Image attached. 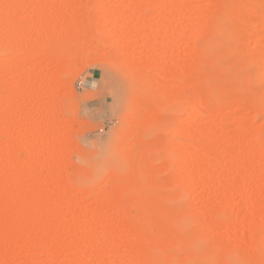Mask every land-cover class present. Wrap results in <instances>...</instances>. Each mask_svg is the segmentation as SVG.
Returning a JSON list of instances; mask_svg holds the SVG:
<instances>
[{"label": "rangeland", "instance_id": "1", "mask_svg": "<svg viewBox=\"0 0 264 264\" xmlns=\"http://www.w3.org/2000/svg\"><path fill=\"white\" fill-rule=\"evenodd\" d=\"M0 264H264V0H0Z\"/></svg>", "mask_w": 264, "mask_h": 264}, {"label": "bare ground", "instance_id": "2", "mask_svg": "<svg viewBox=\"0 0 264 264\" xmlns=\"http://www.w3.org/2000/svg\"><path fill=\"white\" fill-rule=\"evenodd\" d=\"M132 148H134V147H132ZM135 149V148H134ZM127 159H128V157H127ZM126 159V160H127ZM18 230V226L17 225H15L14 227H13V230H12V235H14V234H16V231ZM6 257V253H5V255H3V257L2 258H5Z\"/></svg>", "mask_w": 264, "mask_h": 264}]
</instances>
